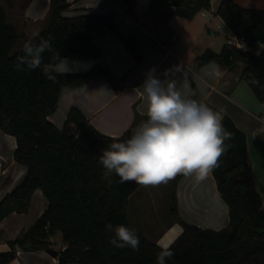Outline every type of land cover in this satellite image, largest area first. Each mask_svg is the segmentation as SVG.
<instances>
[{"label": "trees", "instance_id": "16d2710c", "mask_svg": "<svg viewBox=\"0 0 264 264\" xmlns=\"http://www.w3.org/2000/svg\"><path fill=\"white\" fill-rule=\"evenodd\" d=\"M7 9L0 4V130L16 137L15 159L27 169L23 181L0 200V223L14 212L27 213L34 192L41 189L48 201L45 212L25 232L9 241L10 250L0 252V264H8L23 251H38L49 246L52 237L62 234L65 249L58 255L59 264H156L160 247L155 241L136 232L140 250L118 249L110 244L113 233L106 231L108 223L130 227L128 209L132 194L140 185L119 183V177L104 178L99 163L101 149L115 140H126L101 133L84 112L73 106L62 128L49 116L58 109L60 96L66 88H77L100 77L117 80L109 68L94 65L87 72L59 76L54 83L43 74L42 68L23 72L15 69L16 50L21 39L17 27L10 21L8 11H14L21 0H6ZM128 12V6L121 0ZM174 0H151L148 16L155 15ZM46 25L28 40H48L52 52H45L44 63L51 62L57 51L62 58L97 59L102 55L94 43L96 34L113 31L136 61H142L138 39L118 30L109 15L82 14L67 17V0H50ZM211 8V0H179L174 13L192 19ZM216 13L234 36L243 39L246 49L225 44L220 52L205 50L183 74L192 80V69L216 62L233 69L244 64L241 79L264 104V7H244L235 0H223ZM263 45L259 54L251 51ZM258 80L259 85L253 84ZM136 117L133 127L136 126ZM224 127L233 133L227 153L212 173L221 197L229 206V225L221 230L203 229L189 224L178 212V174L172 182L170 213L182 228V234L171 244L175 255L167 264H264V208L261 193L251 175L252 163L247 137L232 118L223 116Z\"/></svg>", "mask_w": 264, "mask_h": 264}, {"label": "crops", "instance_id": "0c3cea01", "mask_svg": "<svg viewBox=\"0 0 264 264\" xmlns=\"http://www.w3.org/2000/svg\"><path fill=\"white\" fill-rule=\"evenodd\" d=\"M67 1L70 4L64 12L67 17L82 14L111 16L119 31L138 39L142 61H136L113 31L96 34L94 43L101 50V57L68 58L70 62H78V70L72 73L87 72L94 65L101 64L110 69L117 83L114 85L110 79L100 77L80 87L64 89L58 109L49 116L59 128L64 126L71 107L76 106L101 133L122 137L132 128L137 116L139 119L133 129L147 118L140 88L150 69L154 68L155 74L165 79V70L176 65L190 68L205 50H222H216V36L213 34L223 30L224 25L220 24L222 19L216 13L223 0H211V8L192 19L176 15L175 6L148 16L151 0H131L132 12L125 9L121 0ZM235 1L242 5L240 1ZM50 3V0H21L14 13L21 14L23 27L28 25L34 29L32 35L35 36L46 25ZM5 7L7 9V1ZM23 32L20 35L25 41L33 37L28 35V31ZM255 47L258 48L256 54L263 49L261 44ZM243 68V63L228 69L212 61L192 69V80L198 90V100L222 116H230L236 126L245 132L252 163V180L262 195L264 208V104L252 93V89L243 85ZM177 78L181 83L186 80L192 89L191 81L183 73ZM16 147V137L0 130V200L13 191L27 174L26 167L15 159ZM172 189L171 181L157 187L139 186L130 198V227L159 246L171 245L183 232L182 226L174 221L169 211ZM177 205L180 216L189 224L213 230H221L229 225V206L221 197L212 172L203 180L195 175L183 176L177 187ZM47 207L48 201L43 191L37 189L27 213L14 212L6 217L0 223V252L10 250L9 241L27 231ZM48 247L58 252L65 249L62 234L61 237H52ZM16 251V257L8 264H59L58 256L53 257L45 249L23 251L17 246Z\"/></svg>", "mask_w": 264, "mask_h": 264}, {"label": "clouds", "instance_id": "9594fccd", "mask_svg": "<svg viewBox=\"0 0 264 264\" xmlns=\"http://www.w3.org/2000/svg\"><path fill=\"white\" fill-rule=\"evenodd\" d=\"M52 51L46 39L26 41L23 54L16 58V71L42 68L45 77L55 83L59 76L78 70V62L60 57L57 51L51 62L44 63V53ZM183 71V65H176L165 70V79L159 78L154 68L146 74L140 89L147 118L126 140H115L101 149L99 163L105 170V179L114 174L121 184L134 182L142 187H157L178 174L203 180L219 167L230 148L226 141L232 139L233 133L224 127L220 112L194 98L196 94L186 80H178ZM252 83L259 85L258 80ZM105 230L113 233L109 242L115 248L140 250L135 229L108 223ZM174 255L171 245H163L156 264H167Z\"/></svg>", "mask_w": 264, "mask_h": 264}, {"label": "rangeland", "instance_id": "374dc122", "mask_svg": "<svg viewBox=\"0 0 264 264\" xmlns=\"http://www.w3.org/2000/svg\"><path fill=\"white\" fill-rule=\"evenodd\" d=\"M238 1H240V3L242 5L247 6V7H264V0H252V1L251 0H238ZM0 3L5 6L6 5V0H0ZM203 11L207 12V10H203ZM203 11H201V13ZM9 15H11V16H9L10 21L13 22L17 26V29H18L19 33H24L23 31L26 30V31H28V35H30V37L33 36L32 34L35 32L34 29L29 28L28 25L23 27V25H22L23 18L21 17V14H15L14 11L13 12L9 11ZM220 24L225 26V23L223 21ZM224 26H223V30L222 31H220V32H218L216 34H213V35L216 36L214 41H215V46H216V50L217 51H220L222 49V47L226 44V36L230 35L229 31H228V28L226 26L225 27ZM25 42L26 41H25L24 37L21 38L16 43L15 49L16 50H22L23 49V45H24ZM257 50H258L257 47L251 48V51H253V52H256ZM242 83H243V85H245V87H247L248 89H251L245 81H243ZM252 93H253V91H252ZM59 111L60 110H58V112H57L58 116L60 115ZM57 236L61 237V233H57Z\"/></svg>", "mask_w": 264, "mask_h": 264}, {"label": "built area", "instance_id": "2783aa9c", "mask_svg": "<svg viewBox=\"0 0 264 264\" xmlns=\"http://www.w3.org/2000/svg\"><path fill=\"white\" fill-rule=\"evenodd\" d=\"M202 13L204 14L205 12L203 11ZM226 43L236 47L237 49H246L247 48L244 40L238 38L237 36H234L231 31H230V35L226 36Z\"/></svg>", "mask_w": 264, "mask_h": 264}, {"label": "water", "instance_id": "95a60500", "mask_svg": "<svg viewBox=\"0 0 264 264\" xmlns=\"http://www.w3.org/2000/svg\"><path fill=\"white\" fill-rule=\"evenodd\" d=\"M124 2L128 5V6H130L131 5V1L130 0H124ZM179 4V0H174V1H172V5L173 6H177ZM131 132H132V128L127 132V134L125 135V138L127 139L128 138V136L131 134ZM45 251L47 252V253H49L50 255H52L53 257H57L58 255H59V252H58V250L57 249H54V248H52V247H46L45 248Z\"/></svg>", "mask_w": 264, "mask_h": 264}]
</instances>
